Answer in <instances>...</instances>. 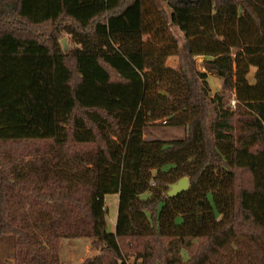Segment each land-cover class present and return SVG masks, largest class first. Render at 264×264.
Returning <instances> with one entry per match:
<instances>
[{
    "label": "trees",
    "instance_id": "1",
    "mask_svg": "<svg viewBox=\"0 0 264 264\" xmlns=\"http://www.w3.org/2000/svg\"><path fill=\"white\" fill-rule=\"evenodd\" d=\"M4 236L12 264L68 238L82 264H264V0H0Z\"/></svg>",
    "mask_w": 264,
    "mask_h": 264
},
{
    "label": "rangeland",
    "instance_id": "2",
    "mask_svg": "<svg viewBox=\"0 0 264 264\" xmlns=\"http://www.w3.org/2000/svg\"><path fill=\"white\" fill-rule=\"evenodd\" d=\"M177 34L181 36L178 31ZM66 41V40H65ZM67 45V43H66ZM201 59L196 58V63H200ZM179 63V58L172 56L168 59L167 64L169 66H176ZM187 67H186V65ZM183 65L191 69V63H183ZM191 75V72H189ZM211 93L215 94L221 89L222 80L216 75L210 74L208 77ZM185 135L184 128H174L163 125L161 127H150L147 130V137H159L164 139L179 138ZM106 205L108 208L107 214V229L110 232H114L116 228L119 195L116 193L108 194L106 196ZM92 239L90 238H68L62 241V251L60 254L61 264H82V261L88 257L96 255L98 252L94 251L91 247ZM12 239L10 236H4L0 238V264H12V258H10V251L12 250ZM134 259L130 258L129 262H133Z\"/></svg>",
    "mask_w": 264,
    "mask_h": 264
},
{
    "label": "water",
    "instance_id": "3",
    "mask_svg": "<svg viewBox=\"0 0 264 264\" xmlns=\"http://www.w3.org/2000/svg\"><path fill=\"white\" fill-rule=\"evenodd\" d=\"M63 42L65 45V49H67L65 39L63 40ZM188 188H189V180L187 177H183L178 182L171 185V188L168 191V195L169 196H176V195L180 194L181 192L188 190Z\"/></svg>",
    "mask_w": 264,
    "mask_h": 264
},
{
    "label": "built area",
    "instance_id": "4",
    "mask_svg": "<svg viewBox=\"0 0 264 264\" xmlns=\"http://www.w3.org/2000/svg\"><path fill=\"white\" fill-rule=\"evenodd\" d=\"M235 103H236V100L235 99H232L231 100V106L234 107L235 106Z\"/></svg>",
    "mask_w": 264,
    "mask_h": 264
}]
</instances>
